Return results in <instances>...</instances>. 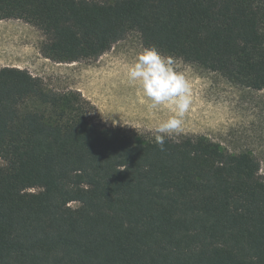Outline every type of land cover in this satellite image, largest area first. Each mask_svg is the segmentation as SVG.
I'll return each instance as SVG.
<instances>
[{
  "label": "trees",
  "instance_id": "1",
  "mask_svg": "<svg viewBox=\"0 0 264 264\" xmlns=\"http://www.w3.org/2000/svg\"><path fill=\"white\" fill-rule=\"evenodd\" d=\"M0 20L41 31V56L58 64L95 61L135 32L144 48L264 90V0H0ZM90 109L79 91L0 67V264H264L255 153L205 136L166 137L161 151Z\"/></svg>",
  "mask_w": 264,
  "mask_h": 264
},
{
  "label": "rangeland",
  "instance_id": "2",
  "mask_svg": "<svg viewBox=\"0 0 264 264\" xmlns=\"http://www.w3.org/2000/svg\"><path fill=\"white\" fill-rule=\"evenodd\" d=\"M44 41L42 32L24 21L0 20V67L26 69L42 78L50 90L79 91L91 104L92 122L134 129L148 139H154L153 129L159 122L174 114L167 105L150 108V101L138 85L128 82L126 67L144 48L137 33H130L95 61L72 64L43 58L40 46ZM169 58L175 70L186 77L191 95L183 130L170 138L205 136L226 151L248 149L260 158V173L264 176V148L254 129L258 117L264 115V90L234 86L218 73ZM24 106L37 109L31 100ZM4 165L0 159V167Z\"/></svg>",
  "mask_w": 264,
  "mask_h": 264
},
{
  "label": "clouds",
  "instance_id": "3",
  "mask_svg": "<svg viewBox=\"0 0 264 264\" xmlns=\"http://www.w3.org/2000/svg\"><path fill=\"white\" fill-rule=\"evenodd\" d=\"M173 65V59L152 46L143 48L126 67L128 82L138 85L150 101V108L167 105L173 109L174 114L153 129L154 142L161 151L165 150L166 137L183 130L184 117L191 105L190 85Z\"/></svg>",
  "mask_w": 264,
  "mask_h": 264
}]
</instances>
